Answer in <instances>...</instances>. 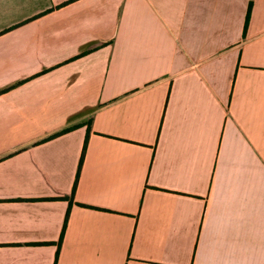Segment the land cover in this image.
Listing matches in <instances>:
<instances>
[{"label": "crops", "instance_id": "0c3cea01", "mask_svg": "<svg viewBox=\"0 0 264 264\" xmlns=\"http://www.w3.org/2000/svg\"><path fill=\"white\" fill-rule=\"evenodd\" d=\"M0 264H264V0H0Z\"/></svg>", "mask_w": 264, "mask_h": 264}, {"label": "trees", "instance_id": "16d2710c", "mask_svg": "<svg viewBox=\"0 0 264 264\" xmlns=\"http://www.w3.org/2000/svg\"><path fill=\"white\" fill-rule=\"evenodd\" d=\"M252 5H253V1L250 2L249 8H248V12H247V16H246V24L245 26L248 25L249 22V18H250V14H251V10H252ZM83 160V158H82ZM82 162V161H81Z\"/></svg>", "mask_w": 264, "mask_h": 264}]
</instances>
